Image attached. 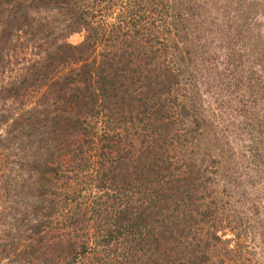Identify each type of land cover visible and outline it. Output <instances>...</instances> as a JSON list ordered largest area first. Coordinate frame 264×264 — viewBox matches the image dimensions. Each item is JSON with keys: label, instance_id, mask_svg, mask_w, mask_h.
Returning <instances> with one entry per match:
<instances>
[{"label": "trees", "instance_id": "trees-1", "mask_svg": "<svg viewBox=\"0 0 264 264\" xmlns=\"http://www.w3.org/2000/svg\"><path fill=\"white\" fill-rule=\"evenodd\" d=\"M261 8L0 0V264H264Z\"/></svg>", "mask_w": 264, "mask_h": 264}, {"label": "rangeland", "instance_id": "rangeland-1", "mask_svg": "<svg viewBox=\"0 0 264 264\" xmlns=\"http://www.w3.org/2000/svg\"><path fill=\"white\" fill-rule=\"evenodd\" d=\"M257 3H258V5L260 7L262 5V8H263V6H264V0H257ZM262 8H261V12H260V18L262 19V20H260V25L262 26V30L264 31V13H262ZM71 40L74 43H79L82 40V37L76 35Z\"/></svg>", "mask_w": 264, "mask_h": 264}]
</instances>
